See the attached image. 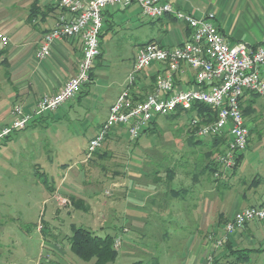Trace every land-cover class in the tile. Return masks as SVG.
<instances>
[{
  "label": "rangeland",
  "instance_id": "374dc122",
  "mask_svg": "<svg viewBox=\"0 0 264 264\" xmlns=\"http://www.w3.org/2000/svg\"><path fill=\"white\" fill-rule=\"evenodd\" d=\"M13 1L0 0V22L14 13H23L22 5ZM28 3L30 7L33 0ZM145 23L148 24L146 19ZM120 32L122 37L135 39L147 35L149 28L142 31L134 24ZM105 48L103 64L97 70L100 77L92 84L90 95L58 110L60 117L54 118L48 128L29 127L0 144V264H94V260H80L72 251L68 236L74 228L81 227L101 237L121 239V243L118 238L115 241L116 261L108 264H181L190 241L200 231L205 237H214L210 231L214 227H202L203 221L189 216L195 214L194 210L188 213L190 203L178 205L176 211L182 217L162 224L150 217L153 213L146 198L145 190H181L191 186L205 189L215 180L206 175L194 179L209 147L190 145L191 113L178 119L161 117V130L143 135L138 142L132 140L127 129H120L118 136L113 133L91 158L87 157L95 126L105 119L104 100L110 80L122 75L121 64L129 65L136 51L135 47L116 46L113 42L105 44ZM1 74L0 71L3 125L11 88ZM263 106L258 103L256 111L246 119L253 132L240 172L225 171L230 180L234 179L230 188H222L226 193L238 190L240 177L251 181L256 171L264 176ZM171 167L175 175L169 185L166 169ZM155 170L162 179L156 189L151 177ZM226 175L220 174L219 181ZM52 187L56 188L54 193ZM71 195L81 199L82 206L72 205ZM156 197L158 200L161 195ZM251 201L255 203L254 199ZM255 235L263 240L264 227Z\"/></svg>",
  "mask_w": 264,
  "mask_h": 264
},
{
  "label": "crops",
  "instance_id": "0c3cea01",
  "mask_svg": "<svg viewBox=\"0 0 264 264\" xmlns=\"http://www.w3.org/2000/svg\"><path fill=\"white\" fill-rule=\"evenodd\" d=\"M29 1L14 0V3L22 5L23 13H14L0 22V33L8 38L7 43H1L0 41V50L3 52V57L0 58V71L2 79L6 80L11 88L7 96V101L10 102L9 111L3 114L5 122L0 125V128L11 123L13 119L12 112L16 106H21L27 112H30L44 96L60 92L66 82L76 75L78 63L83 53V40L81 37L64 38L52 45L51 55L48 58L39 60L37 52L43 35L56 26L58 16L64 10L60 6V0H33L30 7ZM168 1L176 9L192 13L198 17L213 13L215 15V25L230 45L243 43L252 48H257L264 42V0ZM199 5H201V9ZM32 6L33 19L31 20ZM145 19L148 21L147 25ZM134 24L141 27L142 31L148 27L149 33L135 39L122 37L120 31ZM190 35L191 31L186 24L177 21L172 16H165L157 20L144 17L138 4L106 9L101 35L102 57L96 62V67L93 70V81L83 89L80 96L78 95L75 99L65 103L58 110L60 111L65 105L71 107L74 101L81 102L84 95L91 94L92 84L97 83L100 77L97 70L103 64L106 55L107 47L105 48V44L113 42L116 46L135 47L136 51L129 59V65H127V62L121 64L124 65L122 75L110 80L107 87L109 91L104 100L106 102L105 119L95 126V132L91 137L93 138L106 121L110 107L124 89L139 48L151 42L163 46H180L189 40ZM105 39H108L107 42ZM122 59H124V56ZM166 69V66L162 64H154L146 69L139 76L135 92L140 94L141 97L151 93V85L153 84L155 90L159 74L165 73ZM175 83L178 89H189L194 84V73L183 65L181 72L175 75ZM258 103L263 106L264 97L261 96ZM58 110L36 118L35 123L30 127L35 129L48 128L53 120L60 117ZM0 111L3 112V110ZM118 130L120 129L116 128L114 130L115 136ZM245 153L246 151L241 154L243 157L238 166V172H240L239 168L244 163ZM257 172L251 181L246 177H240L237 180L238 190L231 189L230 193L224 192L222 188H230L234 184V179L231 178L230 180L228 177L229 172L224 171L222 176L227 173L226 179L222 181L213 180V183H209L205 189L201 186L200 188L191 186L190 189L176 190L179 191L177 193H174V190H145L147 192V202L151 204L150 210L153 213L150 214V217L162 224L173 222L176 218L182 217V214L176 211L177 208L179 209L180 204L190 203L188 213L190 214L194 210L195 214L189 216L196 219V221H203L204 226L202 225V227H214L210 230L214 234L211 236L222 238L224 225L231 216L246 207L264 202V176H260ZM196 182L199 183L200 181L197 180ZM177 194H179V197H176ZM158 195H161V197L156 200ZM252 199L255 200L254 204H251ZM219 226L221 229H218ZM262 227H264V222L247 224L244 230L230 235L227 245L219 250L213 249V239H209L210 236L205 237V235L200 234V231L190 241V246L186 249V254H183L181 264H204L206 256L210 253L220 260V264H236L232 249L253 250L249 252V258L241 264H264V239L261 240L260 237L255 235Z\"/></svg>",
  "mask_w": 264,
  "mask_h": 264
},
{
  "label": "built area",
  "instance_id": "2783aa9c",
  "mask_svg": "<svg viewBox=\"0 0 264 264\" xmlns=\"http://www.w3.org/2000/svg\"><path fill=\"white\" fill-rule=\"evenodd\" d=\"M133 4H138L143 16L151 20L174 17L186 24L191 35L180 46L151 42L139 48L124 89L110 107L106 121L90 139L87 157L91 158L116 128H126L132 140H137L155 119L171 116L179 110L185 115L195 104L202 103L218 110V117L202 123L193 115L190 128L199 139L226 135L227 145L216 159L225 170L236 166L239 156L248 149L251 136L241 100L248 90L264 97V42L257 48L243 43L230 45L215 25L213 13L198 17L176 9L168 0H60L64 12L58 16L56 26L43 35L37 58H48L52 45L58 40L81 37L83 53L77 73L60 92L44 96L30 112L16 106L11 123L0 128V144L25 130L35 118L55 112L75 99L92 82L91 74L102 52L105 10ZM0 41L7 43L8 38L0 33ZM154 64L165 65L166 72L159 74L155 90L141 97L135 92L139 76ZM183 65L194 73V84L189 89L176 87L175 75L181 72ZM255 221L264 222V204L246 207L231 216L224 225L225 235L210 238L213 249H222L230 235ZM215 260V255L210 253L204 264H215Z\"/></svg>",
  "mask_w": 264,
  "mask_h": 264
},
{
  "label": "trees",
  "instance_id": "16d2710c",
  "mask_svg": "<svg viewBox=\"0 0 264 264\" xmlns=\"http://www.w3.org/2000/svg\"><path fill=\"white\" fill-rule=\"evenodd\" d=\"M30 19H33V6L31 8V16ZM102 35V32H101ZM3 52L0 51V58L2 57ZM102 57L101 55L98 57L97 61ZM96 67V66H95ZM95 69V68H94ZM93 72L91 74V78L93 81ZM92 83V82H91ZM91 83H89L87 86H89ZM152 86V92L154 90L153 84ZM82 94V93H81ZM80 96V94H79ZM261 96L255 92L252 91H246L244 94V97L241 100V109L244 113L245 118L247 119L250 115L256 111V105L258 104L259 98ZM188 113H191L192 116L196 115L198 118L201 119L202 123L205 122H212L217 119L218 117V110L213 109L212 107L206 105V104H195L192 108V110ZM184 115V112L182 110H179L177 113L172 114L171 116L165 117L166 119H178ZM44 116V115H42ZM159 119L157 118L154 121H152L149 128L143 131L142 135L135 140V142H138L139 139L143 135H151L154 134L156 131L161 130ZM36 118L28 125L32 126L33 123H35ZM103 125V124H102ZM101 125V126H102ZM27 126V128H28ZM189 142L190 145L196 146L200 145L203 148V145L208 146V150L203 154L202 159V165L199 168V173L194 177V179H199L200 176H210L211 178H214L216 181H219L220 174L225 172L226 170L221 167V165L217 162V155L222 154L224 151V148L227 145L228 137L226 135L213 137L208 139L209 141H205L204 139H199L197 136H195L194 131L190 128L189 124ZM26 128V129H27ZM119 129H126L124 127H120ZM253 132V129H251V134ZM114 134H110L108 136L111 137ZM11 138L8 137L4 141H8ZM198 138V139H197ZM3 141V142H4ZM2 142V143H3ZM1 143V144H2ZM106 143V142H105ZM96 153V152H95ZM243 155H240L237 164L234 167L233 170H237L238 166L240 164V161L242 159ZM42 174V172H41ZM166 174H168L169 178V185L174 179L175 170L171 167L166 169ZM218 174V175H217ZM233 174V175H232ZM231 175L234 176L235 173H232ZM153 175V174H152ZM150 177V176H149ZM154 177L153 182L156 186L162 182V179L160 178V172L158 170L154 171ZM258 180V179H255ZM168 186V185H167ZM169 190H174V193H177L179 191H176L174 188H169ZM184 190V189H181ZM56 191L55 187H52L51 192L54 193ZM176 197H179V194H177ZM69 199L71 201V204L74 206H82L83 202L81 199H77L74 195L69 196ZM264 204V202L262 203ZM117 236L107 235L106 237L98 236L96 233H94L92 230L87 228H74L71 235L68 236V239L71 244V248L73 253L82 261L85 262H92L94 260V264H108L110 262H115L118 257V249L115 248V241H117ZM120 243L121 239L118 238ZM227 248V247H226ZM249 249H232V255L235 256V262L236 264H241L245 260L249 258ZM47 264V263H42ZM215 264H220V260L216 257Z\"/></svg>",
  "mask_w": 264,
  "mask_h": 264
}]
</instances>
